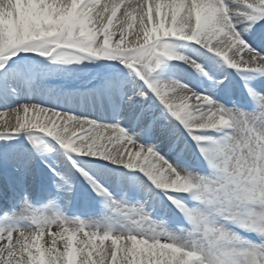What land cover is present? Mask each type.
<instances>
[{"label":"snow or ice","instance_id":"1","mask_svg":"<svg viewBox=\"0 0 264 264\" xmlns=\"http://www.w3.org/2000/svg\"><path fill=\"white\" fill-rule=\"evenodd\" d=\"M0 264H264V0H0Z\"/></svg>","mask_w":264,"mask_h":264}]
</instances>
